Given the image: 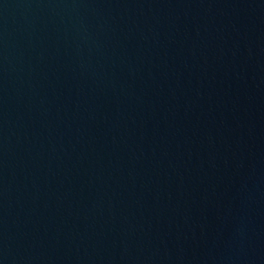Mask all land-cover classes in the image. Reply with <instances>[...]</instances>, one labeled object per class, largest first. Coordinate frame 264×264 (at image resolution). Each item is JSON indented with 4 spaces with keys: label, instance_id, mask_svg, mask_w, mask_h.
Instances as JSON below:
<instances>
[{
    "label": "water",
    "instance_id": "95a60500",
    "mask_svg": "<svg viewBox=\"0 0 264 264\" xmlns=\"http://www.w3.org/2000/svg\"><path fill=\"white\" fill-rule=\"evenodd\" d=\"M0 264H264V0H0Z\"/></svg>",
    "mask_w": 264,
    "mask_h": 264
}]
</instances>
